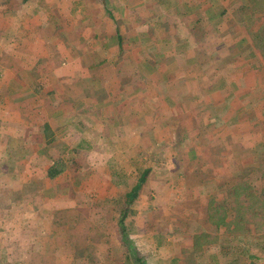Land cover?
Here are the masks:
<instances>
[{
	"label": "rangeland",
	"instance_id": "1",
	"mask_svg": "<svg viewBox=\"0 0 264 264\" xmlns=\"http://www.w3.org/2000/svg\"><path fill=\"white\" fill-rule=\"evenodd\" d=\"M220 1L226 13L200 41L203 44L194 52L197 65L191 68L192 74H179L173 82L166 79L167 85L159 84L160 89L154 85L159 79H152L156 102L151 103L150 122H138L136 151H80L73 157L93 162L101 159L98 153L116 154L119 167L128 173L127 180L105 184L89 176L78 188L65 185L71 179L68 177L61 184L68 191H56L59 198L45 202L40 183L33 182L22 193L9 177L20 169L15 164L20 151L0 152V264H94L75 257L72 245V235L85 233L91 226L95 264H136L137 254L145 264H171L175 258L180 264H227L234 259L224 253V238L204 245L195 230L202 227L208 231L203 220L210 207L222 208L220 202L226 200L229 209L236 178L248 183H240L248 187L245 194L264 197V63L258 51L249 50L255 45L248 28L239 22L240 1ZM155 9L158 14L159 8ZM263 13L258 12L255 18ZM256 27L254 24L252 29ZM169 57L174 59L165 56ZM91 133L93 141L98 135ZM53 156L58 159L62 153L56 149ZM91 166L92 173L104 170V175L111 174L110 167L100 166L97 171ZM144 166L151 174L131 206L133 211L124 224L126 244H122L120 210ZM116 172L122 178L119 168ZM225 183L229 187L225 188ZM102 187L107 194L97 197ZM255 228L237 229L236 234L231 226L229 231L241 244L248 242L245 246L259 258L257 264H264V232ZM224 231L225 227L220 234ZM83 240L77 238L79 247Z\"/></svg>",
	"mask_w": 264,
	"mask_h": 264
},
{
	"label": "crops",
	"instance_id": "2",
	"mask_svg": "<svg viewBox=\"0 0 264 264\" xmlns=\"http://www.w3.org/2000/svg\"><path fill=\"white\" fill-rule=\"evenodd\" d=\"M215 2L221 3L0 0V152H21L15 162L20 169L9 176L17 191L40 183L46 202L57 200L56 191L63 194L67 185L86 184L89 176L105 184L127 180L119 157L100 153L93 162L69 158V167L51 179L48 172L57 160L53 151H136L138 122H150L156 102L152 79H159L154 85L160 89L166 79L192 74L195 50L214 31L215 23L209 22ZM182 9L191 13L184 17ZM92 130L98 135L93 141ZM57 143H62L59 148ZM91 165L97 171L110 167L111 174L92 173ZM68 177L73 181L62 186ZM97 191V197L107 194L105 187Z\"/></svg>",
	"mask_w": 264,
	"mask_h": 264
},
{
	"label": "trees",
	"instance_id": "3",
	"mask_svg": "<svg viewBox=\"0 0 264 264\" xmlns=\"http://www.w3.org/2000/svg\"><path fill=\"white\" fill-rule=\"evenodd\" d=\"M239 11L238 18L239 22L243 24L251 33V38L254 41L255 47L251 46L249 50L258 51L263 59L264 63V13L260 17L255 18L256 14L260 11H264V2L262 0H239ZM259 8V9H258ZM191 11L188 9H182L181 15L186 17L190 14ZM195 13L200 16L202 15L200 11H195ZM226 13L223 5L219 2H215V6L212 8V19L214 20L215 25L222 21L224 14ZM254 24L258 25L256 29H252ZM245 28V29H246ZM152 72H157L152 68ZM167 76V75H166ZM172 77V76H171ZM171 79V78H170ZM214 86L211 91H213ZM62 157L55 160L54 166L49 169L48 177L51 179L56 178L60 175L65 169L69 167L70 160L71 162L74 159L73 157L77 153L76 151H67L61 148ZM68 153V156H65ZM64 155V156H63ZM75 160V159H74ZM73 164V163H72ZM140 178L138 179L136 185L128 192L125 196L124 207L120 210V236L122 237V244H126V227L125 221L133 211L131 209L132 204L139 199L141 196L146 183L148 182V177L151 174V170L148 167L144 166V170H139ZM238 183L231 186L232 194H230L231 201L229 209L226 208L227 201L224 200L220 202L222 208H209V214L207 213V218L203 220V225L208 227L205 231L202 227H197L195 230V235L199 239L205 241L204 245H210L217 243L218 240L224 238L226 244L223 245L225 248L224 253L234 256L231 261H228L227 264H257L259 258L251 252V249L247 248L245 244L248 242L240 243L238 240L237 229L246 231L252 226L256 227L257 232H264V197L262 195L255 196L253 194H245L248 187L241 186L240 183L244 182L248 185L243 178H236ZM225 188L227 184L225 183ZM229 187V186H228ZM214 197V196H212ZM214 200V198H212ZM213 203V202H212ZM228 205V204H227ZM232 217V221L229 223V217ZM61 222L56 223L59 225ZM234 228V233L229 231L230 227ZM225 227L224 233L220 234L221 229ZM93 227L86 230L85 233L77 232L72 235V245L75 248V257L81 260H87L90 263H94L95 253L91 247L92 238L89 234L90 231H93ZM199 233V234H198ZM84 237L81 247L77 244V238ZM96 240V238H95ZM163 243H159V246H163ZM136 264H145L144 259L137 254ZM171 264H180L179 259H172Z\"/></svg>",
	"mask_w": 264,
	"mask_h": 264
}]
</instances>
